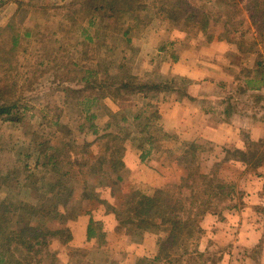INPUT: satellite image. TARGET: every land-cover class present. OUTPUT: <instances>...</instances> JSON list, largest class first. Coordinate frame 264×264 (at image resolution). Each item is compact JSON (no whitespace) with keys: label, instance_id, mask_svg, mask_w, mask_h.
<instances>
[{"label":"rangeland","instance_id":"rangeland-1","mask_svg":"<svg viewBox=\"0 0 264 264\" xmlns=\"http://www.w3.org/2000/svg\"><path fill=\"white\" fill-rule=\"evenodd\" d=\"M20 2L22 6L18 9ZM32 2L31 6L35 4V9L28 5L30 0H0V28L19 10L15 17L18 32L24 34L32 30V37L23 43L24 49L18 57L17 71L12 78L14 86L24 92L23 98L28 110L20 125L0 122V150L3 148L20 154L29 167L31 174L26 186L32 188L28 189L29 192L17 190L21 199L48 207L31 221L32 226L51 231L63 230L71 238L67 233L43 237L47 247L39 249L38 246L36 252L31 254V263L264 264L263 245L248 251L241 249L237 238L239 232L229 233L235 228H213L217 232H211L213 234L209 236H206L202 228H198L199 231L179 242L169 260L155 262L159 242L167 237L162 229L143 232L135 226L119 222L120 225L116 223L119 228H110L112 230L109 231L100 220V217L105 218L109 213L114 214L113 206L120 209L124 198L134 190L146 192L180 184L185 171L176 159L182 141H190L202 135L200 129L196 128L198 126L207 131L209 124L216 118L213 116L210 120L208 114L205 117L203 113L211 109L223 113V103L227 96L236 91L237 76L242 71L256 70L257 62L264 61L262 48H259L260 56L242 55L236 45L216 40L224 32L227 22L238 28L247 40L255 39L260 19L254 17L250 0H148L147 11L143 14L145 24L136 28L132 23L121 25L115 20H108L102 13L95 14L93 24L82 23L78 32L73 34L75 38L68 37L65 41V48L75 52L80 70L93 69L99 74L101 72V75L109 70L111 74L133 76L137 80L165 81L181 92L188 90L199 97L202 103L198 106L199 111L189 107L185 112L176 114L178 118H186L188 124L180 122L182 128L178 132L175 130L168 133L164 128V115L175 104L182 105L186 101L182 93L174 92L166 97L149 96L147 101L137 102H131L125 97L117 102L105 100L106 109L99 111L95 122L101 131L99 135L79 133L78 126L83 122V114L77 107L76 99L65 92V88L74 85L60 82L56 77L61 68L60 56L63 55L58 50L62 45V37L67 38L62 28L68 24L66 16L77 0ZM41 6L45 10H39ZM202 14L210 22L207 32L215 38L211 43L207 42L208 35L199 27L193 29L185 25L190 16L200 15L201 18ZM128 26L132 29L125 37L123 35ZM76 40L80 45L74 49ZM162 47H166L165 51H161ZM172 56H177L179 60L174 61ZM182 73H189L194 78L181 76ZM261 94L264 96V91ZM176 97L181 101L177 102ZM239 98L243 104L238 107L241 115L246 112L255 119L258 115L262 117L264 100L258 102ZM149 103L152 105L151 110L159 114L157 129L155 127L151 130L154 136L151 156L141 162L140 151L136 146L143 143L147 136L135 135L134 140L129 141L124 159L136 168H125L122 182L107 178L104 180L106 184L100 186L103 174L96 168L100 152L107 144L102 136L107 131H114L122 116L133 117ZM56 121L60 122L61 127L54 125ZM236 121L230 122L231 126L226 125L231 133L235 129L248 130V126L241 120ZM261 130L259 134L264 133V129ZM68 131L76 133V136L66 137ZM240 138L244 142L249 136L243 132ZM40 139L54 146L73 141L77 144L75 149H70L71 159L63 162L60 173L52 178H49L48 172L43 177L33 158V145ZM257 142L264 144V138ZM201 143L207 151L202 157L203 173L218 171L221 179L234 181L238 187L237 192L242 193L241 198L238 195L234 200L225 202L222 205L224 210L230 205L243 209L246 204L242 200L246 192L245 184L258 175V170L245 168L235 162L225 164L218 170L212 166L224 158V146L206 140ZM148 148L146 146V150ZM229 148L236 149L233 146ZM129 150L132 152L129 153ZM65 173L70 174L67 184H64ZM85 184L87 191L84 190ZM92 220L95 222L93 229L96 235L89 240L87 231ZM21 228L20 224H14L10 230L17 232ZM21 256L27 257L26 254Z\"/></svg>","mask_w":264,"mask_h":264},{"label":"trees","instance_id":"trees-1","mask_svg":"<svg viewBox=\"0 0 264 264\" xmlns=\"http://www.w3.org/2000/svg\"><path fill=\"white\" fill-rule=\"evenodd\" d=\"M32 1L30 0L28 5L35 9V4L31 6ZM147 1L77 0L68 12L66 16L68 24L62 28V33L67 38L62 37V45L58 50L63 55L60 56L62 58V61H59L61 68L56 77L60 82L74 85L65 88V92L76 99L77 107L83 114V122L78 126L79 133L87 132L94 135L101 133L95 122L99 111L106 109L105 100L109 99L117 102L125 97L131 102L147 101L149 96L164 95L166 97V95L177 92L182 93L181 96H186L187 104L197 106L202 104L199 97L194 96L188 90L181 92L165 81L137 80L133 76L111 74L109 70L102 72V75L101 72L99 74L93 69L80 70L79 62L75 59V52L65 48V41L68 40V37L75 38L73 34L78 32L82 23L93 24L96 13H102L104 18L115 20L121 25L132 23L134 28L141 24L144 25L143 14L147 11ZM250 4L254 17L260 19L255 39L247 40L238 28L230 26V23L227 22L224 32L216 40L236 45L242 55L258 54L260 56L259 48L264 50V0H250ZM21 6L20 2L18 9ZM44 8V6L38 7L39 10H45ZM18 11L5 26L0 28V122L14 125L23 123L28 107L23 98L24 92L14 86L12 78L17 71L18 57L24 49L23 43L32 37V30H27L24 34L18 32L15 22ZM199 16H190L185 25H189L193 29L199 27L204 34L208 35L207 42L211 43L215 38L207 32L210 26L209 19L203 14L201 18ZM126 29L127 31L123 35L125 37L132 28L128 26ZM57 35H60L59 32ZM79 45L80 43L76 40L73 48L76 49ZM82 45L84 46L83 43ZM165 49L166 47H162L161 51H165ZM172 59L179 60L177 56H172ZM235 83L236 91L227 96L223 103V114L227 121L233 115H241L239 108L243 104L239 97L263 102L264 96L261 93L264 91V61L257 62L256 70L242 71L237 76ZM244 107L246 108V106ZM151 108L152 105L149 103L133 117L122 116L117 128L114 131L105 132L102 136L107 144L105 149L100 152V160L98 168H96L103 174L100 186L106 184L104 180L107 178H115L118 183L124 180L126 168L124 156L129 141L134 140L135 135L147 136L143 143L136 146L141 153V161L144 162L151 156L154 150V136L151 134V130L155 127L157 129L156 122L159 120V114ZM262 108L264 109V106ZM241 117L264 122V112L262 117L258 115L256 119L247 115L246 112H242ZM54 125L61 127L59 121L54 122ZM68 136L74 137L76 133L68 131L66 137ZM76 145L74 141L62 142L60 146H54L43 139L35 142L33 158L43 177H45V172H48L49 178L60 173L63 162L71 159L70 149H75ZM146 146L149 147L147 150ZM205 152L207 151L202 143L182 141L176 159L178 165L185 171V176L180 179V184L146 192L134 190L124 198L120 209L115 206L110 207L116 219L123 225L135 226L138 231L143 232L162 229L166 233L165 240L159 242L155 262L163 259L169 260L172 250L182 239L199 231L200 226L198 225L205 215L221 216L224 210L222 205L225 202L234 200L238 195H240L239 198L242 197V193L237 192V184L234 181L221 179L218 176V171L203 173L202 157ZM0 153V264H32L31 254L36 252V248L38 246L39 249L47 247V242L43 240V237L46 238L47 235L56 237L65 233L69 238L71 237L68 232L63 230L51 231L32 226L31 221L39 217L48 207L41 204H30L21 199L17 190L24 189L29 192L28 189L32 188V186H26L31 174L29 167L22 156L13 150L7 151L2 148ZM223 153L225 154L224 158L215 162L212 167L219 170L225 164L236 162L246 168L258 170L264 164V144L252 142L249 138L246 139L244 149H231L224 146ZM69 175V173L63 174L66 181L64 184H67ZM70 188L73 190V185L70 184ZM84 190L87 191L86 184ZM103 203L107 205L106 202ZM14 224L21 225L20 231L10 230ZM94 225L95 222L90 221L87 231L89 240L96 235L93 229ZM24 254L27 255L26 258H22L21 255Z\"/></svg>","mask_w":264,"mask_h":264},{"label":"crops","instance_id":"crops-1","mask_svg":"<svg viewBox=\"0 0 264 264\" xmlns=\"http://www.w3.org/2000/svg\"><path fill=\"white\" fill-rule=\"evenodd\" d=\"M181 76H187L190 79L194 78L189 73H182ZM176 101L180 102L181 100L176 99ZM172 107L173 108L168 109L166 111V114L164 115V121H165L164 128L168 133H170V131H175V130L178 132L180 128H182L181 126L182 124L180 122L188 124L186 118L184 117L178 118L176 117V114L182 111L185 112L186 108L189 107H192V109H196L197 111H199V107L197 105L190 106L187 104L186 101L183 102L182 105L175 104ZM205 114H208V119L212 120L214 116L216 120L213 121V123L209 124L207 131H203L202 128H200V126L196 127L197 129H200V132L203 134L202 135L199 134L200 136L193 138L190 141H197L201 143V141L206 140L213 142L216 145L227 146V147L233 146L236 149H243L244 145L246 144V141L242 142L240 138L241 133L243 132L246 133L252 142H257L260 139L264 138L263 135L264 133L259 134V132L262 131L261 129H264L263 128L264 122L260 120L255 121L249 117L242 118L239 115H233V117H231L227 121L224 117V114L221 112H217L216 109L207 110V112L205 111L203 113V116H205ZM237 116H239V118ZM236 120L238 121L241 120L244 123V125L246 124V126H248V130L235 129L234 131L232 130L231 133L228 130L227 126H231L229 122L233 121V123H236L237 122ZM181 131L184 133V130ZM130 152L132 151L129 150V153ZM134 153L137 152H133V154ZM124 164L126 168L127 167L128 168L130 167L131 169L136 168L134 166H131L129 161L127 162V160L125 159H124ZM240 166L246 168V166L242 164ZM257 174L258 175H256V177L250 178L248 180V183L245 184L246 192L245 194H243L244 198L242 200L245 201L246 204L244 205L243 209L240 210L237 209V207L234 208L235 206L230 205L228 208H226V210L222 212L221 216L216 214H207L204 216V218L200 222V228L204 230L206 236L212 235L213 233L211 232L214 233L217 232L213 228H235V230H232L229 233H235V231L239 232L237 238H239L241 249H246L245 251H248L251 248L256 247L261 243L263 245V250H264V164L258 168ZM229 210H233V211H229ZM106 216L107 217L105 218L100 217V220L103 222L104 228H109L108 230L110 231L112 230L110 228L120 227L117 225L119 224V221L116 219L114 214L109 213ZM227 230L229 231V229Z\"/></svg>","mask_w":264,"mask_h":264}]
</instances>
